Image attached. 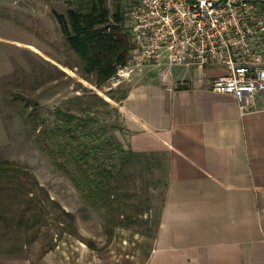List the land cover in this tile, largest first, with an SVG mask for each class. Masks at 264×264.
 Here are the masks:
<instances>
[{
	"label": "crops",
	"instance_id": "crops-1",
	"mask_svg": "<svg viewBox=\"0 0 264 264\" xmlns=\"http://www.w3.org/2000/svg\"><path fill=\"white\" fill-rule=\"evenodd\" d=\"M226 73L165 58L135 68L116 108L118 138L164 169L158 221L152 235L115 231L110 258L82 249L73 264H264V92L240 110L210 90ZM0 264L33 262L0 254Z\"/></svg>",
	"mask_w": 264,
	"mask_h": 264
},
{
	"label": "rangeland",
	"instance_id": "rangeland-1",
	"mask_svg": "<svg viewBox=\"0 0 264 264\" xmlns=\"http://www.w3.org/2000/svg\"><path fill=\"white\" fill-rule=\"evenodd\" d=\"M115 3L120 5L126 29L132 0H107L109 9ZM69 7V0H0V160L26 167L44 189L33 188L43 210L35 211V219L26 224L25 218H19V209L25 206L23 196L15 203L10 199L0 206V254L24 255L33 264H42L46 255L50 264H73V259L82 257V249L110 258L112 253L107 249L115 231L152 235L164 192L165 172L161 164L150 162L148 167L147 157L132 158L124 171L128 176L127 191L135 193L128 201H144L148 213L140 214L128 228L114 229L109 240L100 215L40 150L38 140L42 136L38 130L52 128L55 111L61 110L91 118L89 127L93 131L105 127L101 140L107 138L110 144L103 145L101 157L119 168L120 159L126 154L118 151L123 144L118 138L117 104L135 68L147 64L136 65L130 54L126 71L117 72L96 87L92 76L80 72L77 56L68 49L58 29L54 13L65 14ZM35 124H40L36 131ZM51 200L72 214V219L61 214ZM127 211L136 216L131 209ZM116 241L121 244V239L113 242ZM129 247L123 246L121 251L125 253Z\"/></svg>",
	"mask_w": 264,
	"mask_h": 264
},
{
	"label": "trees",
	"instance_id": "trees-1",
	"mask_svg": "<svg viewBox=\"0 0 264 264\" xmlns=\"http://www.w3.org/2000/svg\"><path fill=\"white\" fill-rule=\"evenodd\" d=\"M69 4L71 7L65 14L54 13L58 29L68 49L77 56L80 72L92 76L96 87L102 86L126 65L130 57V34L127 28H123L120 5L115 3L109 9L107 0H69ZM123 96L124 93L120 99ZM55 115L56 122L52 128L37 132L42 136L38 140L40 150L68 178L82 200L100 215L110 240L114 229L128 228L140 214L148 213L144 201H128L135 193L127 191L128 176L124 174L132 158L145 155L119 147L118 151L126 156L120 159L119 168H116L114 163H105L101 157L105 151L103 145L110 144L107 138L101 140V136L106 134L105 127L93 131L89 127L92 122L89 117H78L61 110H56ZM38 126L40 124H35L33 130L36 131ZM150 162L146 158V166L149 167ZM0 183V206L10 199L15 203L16 199L25 198L24 208L19 209V218H25L24 224L34 220L38 212L41 213L42 203L35 199L33 188L43 192L44 189L26 167L0 160ZM50 203L59 208L65 217L72 219V214L62 210L52 200Z\"/></svg>",
	"mask_w": 264,
	"mask_h": 264
},
{
	"label": "built area",
	"instance_id": "built-area-1",
	"mask_svg": "<svg viewBox=\"0 0 264 264\" xmlns=\"http://www.w3.org/2000/svg\"><path fill=\"white\" fill-rule=\"evenodd\" d=\"M262 7L264 0H132L130 54L136 65L163 58L169 66L220 63L227 73L210 90L233 96L243 110L264 92Z\"/></svg>",
	"mask_w": 264,
	"mask_h": 264
}]
</instances>
